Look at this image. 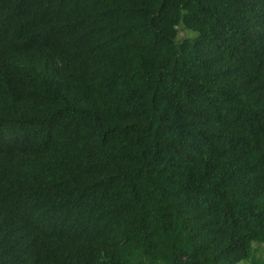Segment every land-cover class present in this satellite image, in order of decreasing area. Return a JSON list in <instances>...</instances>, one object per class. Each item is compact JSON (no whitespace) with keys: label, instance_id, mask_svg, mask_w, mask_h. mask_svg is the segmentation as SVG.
Masks as SVG:
<instances>
[{"label":"trees","instance_id":"obj_1","mask_svg":"<svg viewBox=\"0 0 264 264\" xmlns=\"http://www.w3.org/2000/svg\"><path fill=\"white\" fill-rule=\"evenodd\" d=\"M255 243L264 0H0V264H264Z\"/></svg>","mask_w":264,"mask_h":264},{"label":"rangeland","instance_id":"obj_2","mask_svg":"<svg viewBox=\"0 0 264 264\" xmlns=\"http://www.w3.org/2000/svg\"><path fill=\"white\" fill-rule=\"evenodd\" d=\"M194 35L195 33L193 31H186L185 29L180 28L178 32V38L182 39L186 36ZM254 250H255V257L256 259H262L264 258V244H254Z\"/></svg>","mask_w":264,"mask_h":264}]
</instances>
